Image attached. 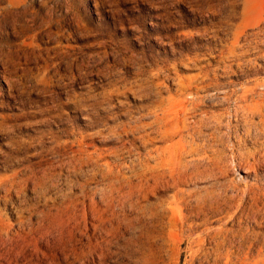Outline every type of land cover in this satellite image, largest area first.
<instances>
[{
	"label": "rangeland",
	"instance_id": "rangeland-1",
	"mask_svg": "<svg viewBox=\"0 0 264 264\" xmlns=\"http://www.w3.org/2000/svg\"><path fill=\"white\" fill-rule=\"evenodd\" d=\"M262 101L264 0H0V264H264Z\"/></svg>",
	"mask_w": 264,
	"mask_h": 264
},
{
	"label": "bare ground",
	"instance_id": "bare-ground-1",
	"mask_svg": "<svg viewBox=\"0 0 264 264\" xmlns=\"http://www.w3.org/2000/svg\"><path fill=\"white\" fill-rule=\"evenodd\" d=\"M259 91V90H258ZM255 94V93H254ZM245 96V95H244ZM262 96V95H261ZM258 97V96H257ZM238 100V99H237ZM240 100V99H239ZM261 100V99H260ZM264 101H262V106H264V103H263ZM193 104V103H192ZM259 104H261V101L259 102ZM254 106V105H253ZM256 107V106H255ZM261 107V106H260ZM254 108V107H253ZM263 108V110H264V107H262ZM172 111V110H171ZM205 112V111H204ZM262 113V112H261ZM249 116V115H248ZM262 116H263V114H262ZM207 119V118H206ZM249 119V118H248ZM207 121V120H206ZM264 121V120H263ZM248 122V121H247ZM212 123V122H211ZM196 124V123H195ZM261 124V123H260ZM158 125V124H157ZM209 125V124H208ZM200 126V125H199ZM264 126V125H263ZM196 127V126H195ZM197 127H198V125H197ZM158 128V127H157ZM189 128H191V127H189ZM200 128V127H199ZM193 130H194V128H193ZM200 131V130H199ZM171 136H172V134H171ZM170 137V136H169ZM200 142V141H199ZM204 145V144H203ZM201 147V146H200ZM218 151V150H217ZM191 154V153H190ZM198 154V153H197ZM9 179H6L4 182H2V183H0V188H3L4 189V191L5 192H10V184H9ZM6 195V194H5ZM5 198H6V196H5Z\"/></svg>",
	"mask_w": 264,
	"mask_h": 264
}]
</instances>
